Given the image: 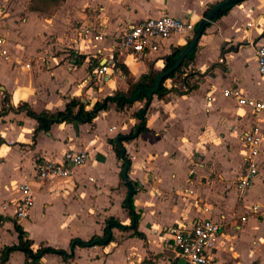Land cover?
Listing matches in <instances>:
<instances>
[{
  "label": "crops",
  "instance_id": "obj_1",
  "mask_svg": "<svg viewBox=\"0 0 264 264\" xmlns=\"http://www.w3.org/2000/svg\"><path fill=\"white\" fill-rule=\"evenodd\" d=\"M223 1L61 0L56 6L53 0H0L1 31L9 52L0 54V111L6 109L0 116V202L18 200L21 195L13 189L31 185L35 196L31 216L19 225L34 250L49 246L69 251L72 239L104 236L112 218L131 226L125 208L129 188L121 180L122 163L110 141L135 129L145 103L124 110L111 104L91 124H54L36 139L38 122L18 108L27 104L35 113H57L78 98L91 110L115 92H126L151 68L162 71L165 58L196 33L174 34L159 41L156 52L139 56L117 49V39L127 26L169 15L197 28ZM97 20L107 26L105 41L95 45L81 41L74 56L58 54L64 51L58 49L64 37L75 34L67 33L72 24L81 25L73 39L79 42L81 30ZM28 26L38 32L31 34ZM261 45L264 0H245L211 22L199 40L195 61L183 73L196 88L163 99L153 96L146 115L149 132L125 144L132 161L129 177L139 189L133 200L142 236L130 228H115L107 246L78 247L69 263L46 255L40 264H179L182 259L170 229L192 227L200 219L225 226L211 264H264V122L224 95L238 89L248 98L264 101V77L257 63ZM108 63L109 72L87 85L93 70ZM116 63L125 66L128 75ZM176 78L167 79L165 87L179 88ZM183 88L180 91H188L184 83ZM220 92L222 100L217 98ZM256 124L263 128L260 170L241 196L236 183L249 154L242 136ZM71 150L87 153V164L70 178L36 180L40 161L61 162ZM255 205L261 207L258 214L253 212ZM13 214V207L7 214L0 212V255L19 243ZM5 264H26V256L16 251Z\"/></svg>",
  "mask_w": 264,
  "mask_h": 264
},
{
  "label": "built area",
  "instance_id": "obj_2",
  "mask_svg": "<svg viewBox=\"0 0 264 264\" xmlns=\"http://www.w3.org/2000/svg\"><path fill=\"white\" fill-rule=\"evenodd\" d=\"M195 32L196 25L194 23L164 15L160 18L147 19L127 26L117 39V49L133 55L147 56L159 49V41L169 39L174 34L193 35ZM107 37V26L97 20L91 26L81 30L79 44L84 41L95 45L93 43L103 42ZM0 54L3 56H8L9 54L6 38L1 31V18ZM93 56L97 58L98 54L95 53ZM113 59L114 57L111 58V60ZM257 63L258 72L264 77V45L257 48ZM110 66L108 63L94 69L86 80L87 85L100 81L109 72ZM26 68L30 69L31 64H27ZM224 95L235 99L239 108L251 110L255 117H259L264 122V101L248 98L238 89L225 91ZM262 130L263 128L256 124L242 136L249 154L245 159L244 171L236 183L241 196L252 186L259 174V156L262 152L263 143ZM88 159L89 155L87 153L71 150L65 153L61 162L40 161L36 166L35 178L40 182H53L58 179L70 178L73 176L75 169L87 164ZM13 191L20 193L21 197L10 203L0 202V212L7 214L10 208L13 207V218L19 224L30 218L35 196L31 185L28 183L19 185ZM260 210L261 207L259 205L253 207L255 214H258ZM224 228L225 226L222 222L212 219H200L192 227L175 226L170 229L179 259L185 260L187 264H211L213 261L211 253L220 243Z\"/></svg>",
  "mask_w": 264,
  "mask_h": 264
},
{
  "label": "trees",
  "instance_id": "obj_3",
  "mask_svg": "<svg viewBox=\"0 0 264 264\" xmlns=\"http://www.w3.org/2000/svg\"><path fill=\"white\" fill-rule=\"evenodd\" d=\"M54 2H58V0H53ZM228 6L223 8L220 13L217 15L214 21L220 19L222 16L226 15L229 10L233 7ZM216 7V6H215ZM214 8V7H213ZM33 9L37 10L36 7L33 6ZM208 13H206L207 15ZM209 26V25H208ZM196 28V32L198 30ZM196 34V33H195ZM193 38L189 39L187 44L183 47L174 49L171 55H168L165 58V67L162 71H155L154 69H150L149 73L143 75L140 80L136 83H131L129 89L124 91H117L112 96H108L103 101L98 102L91 110L86 109V104H84L80 99L73 98L71 99L64 111H59L57 113L51 112H42L35 113L33 112L29 105L23 104L18 109H25L28 112V115L35 119L38 122V128L35 131V139L39 132H49L51 127L54 124H62V123H79V124H91L93 121L99 116L100 113L107 111L110 108L111 104H115L118 110H124L126 108L132 107L137 102H145L144 108H142L137 116L139 119V124L135 127V129L128 135L120 134L114 140H111L110 143L113 145L114 151L119 161L122 163L121 167V180L127 185V183H131L134 190V196L139 192L138 187L130 180L129 174L131 171L132 161L130 155L128 154L125 144L138 139L142 134L149 132L147 128V111L151 105L150 92L154 89L158 78L168 70H170L177 62L178 58L182 54V52L186 49L188 45L192 42ZM198 51V46L195 50L189 54L182 66L173 74L169 75L162 83L159 89L155 92L154 96L158 98H166L170 93H179L181 95L187 94L194 87H190L189 80L190 77H186L184 80V87L188 89V91H180L176 88L168 89L165 87L164 83L167 79H172L176 77L178 74L182 73V71L187 68L191 63L195 61L196 53ZM115 67L121 68L125 74L128 75V70L125 66L116 63ZM8 98L5 97L4 102L6 103ZM6 109L0 111V116L5 114ZM125 208L129 211V214L132 219V224L130 227L122 225L120 222L115 219H110L107 222L105 234L104 236H94L90 240H83L79 238L72 239L70 250L64 249H56L53 247H40L37 250L33 249V241L29 239L28 233L23 229L21 225L16 222L15 229L19 236V243L13 246L6 247L2 254L0 255V264H5L12 253L16 251L23 252L26 256V264H40L42 258L46 255H57L60 256L63 261L69 263L75 258L74 250L78 247L80 248H92L96 246H107L113 240V229L118 228L121 230L133 229L135 230V235L142 236L141 233L138 232V223L140 216L136 213L133 197L125 201ZM1 223V219H0Z\"/></svg>",
  "mask_w": 264,
  "mask_h": 264
},
{
  "label": "water",
  "instance_id": "obj_4",
  "mask_svg": "<svg viewBox=\"0 0 264 264\" xmlns=\"http://www.w3.org/2000/svg\"><path fill=\"white\" fill-rule=\"evenodd\" d=\"M245 0H225L223 2H221L220 4H218L216 7H214L207 15L206 17L201 21L198 30L195 34V36L193 37L192 42L190 43V45H188L186 47V49L182 52V54L180 55V57L178 58L176 64L167 72L163 73L157 80V83L154 87V89L151 90L150 92V99L149 101L152 100L155 92L157 91V89L160 88V86L162 85L163 81L171 74H173L174 72H176L183 64L185 58L191 54L195 48L197 47L199 40L201 39V37L203 36L206 28L208 27V25L213 22L215 20V18L217 17V15L220 13V11L223 8H226L228 6H232V5H237L239 3H242ZM128 188H129V195H128V200H130L133 195H134V190H133V186L131 185V183H127ZM179 264H187L185 260H181L179 262Z\"/></svg>",
  "mask_w": 264,
  "mask_h": 264
},
{
  "label": "rangeland",
  "instance_id": "obj_5",
  "mask_svg": "<svg viewBox=\"0 0 264 264\" xmlns=\"http://www.w3.org/2000/svg\"><path fill=\"white\" fill-rule=\"evenodd\" d=\"M61 2V0H58V2H55V5L57 6L59 3ZM77 23V22H76ZM80 24H75V25H71L69 28H68V30H67V33L69 34V33H75V34H73V35H71V37H64V42L62 43V45L61 46H59L58 47V49H62V50H64V51H58V54H63V53H65V54H69V55H73L74 53H75V49H76V47H77V45H79V42H78V38L74 41L73 39L75 38V36H76V33H77V30L80 28ZM28 30H29V32L32 34V33H37L38 32V30H37V28L36 27H33V26H28V28H27ZM74 41V42H73ZM41 52V51H40ZM74 56V55H73ZM1 58V57H0ZM4 59V58H3ZM33 63H34V60H33ZM184 72H186L185 70H183L182 71V73H180V74H178L177 75V78H176V80H174L175 82H177L178 83V85H179V88H177V89H179V90H182V89H184L183 88V83H184V79H183V73ZM222 97H223V92H220L219 93V96L217 97L218 99H220V100H222ZM219 100V102H222V101H220ZM142 104L143 103H145V102H141ZM84 236H87V234L86 233H84Z\"/></svg>",
  "mask_w": 264,
  "mask_h": 264
}]
</instances>
